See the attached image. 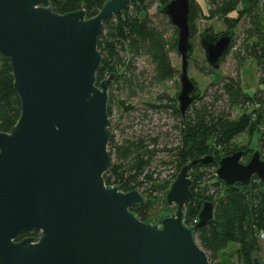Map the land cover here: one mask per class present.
Listing matches in <instances>:
<instances>
[{
  "label": "water",
  "instance_id": "1",
  "mask_svg": "<svg viewBox=\"0 0 264 264\" xmlns=\"http://www.w3.org/2000/svg\"><path fill=\"white\" fill-rule=\"evenodd\" d=\"M133 1L107 0L86 18L84 9L55 13L48 0H0V53L10 60L20 104L17 122L0 131V264H211L193 228L183 222L191 197L188 164L165 195L175 212L164 208L154 223L130 210L146 199L138 188L123 192L104 181L110 163L108 87L114 74L97 83V39L103 21ZM159 11L177 28V100L184 114L199 95L188 76L190 0H171ZM232 37L231 30L201 36L213 69ZM242 156V150L222 156L216 177L227 186L246 187L255 176L264 185L260 151L247 162ZM213 210V203L204 201L196 226L206 225ZM31 230L37 235L17 240Z\"/></svg>",
  "mask_w": 264,
  "mask_h": 264
},
{
  "label": "trees",
  "instance_id": "2",
  "mask_svg": "<svg viewBox=\"0 0 264 264\" xmlns=\"http://www.w3.org/2000/svg\"><path fill=\"white\" fill-rule=\"evenodd\" d=\"M107 0H48L53 12H66L84 9L86 18L95 16ZM171 0H134L131 8H126L103 21L101 32L97 39V48L101 60L96 71L97 83L114 74L108 87L107 112L111 119V105L125 110L132 109L126 100L119 98L115 93L124 87L130 94L141 89L138 82L131 80V66L138 55H146L153 65L152 80L164 83L178 75V70L172 65L169 53L175 52L176 34L167 40L164 29L153 25L147 14L148 7L157 2L159 8ZM196 0H190L189 27L192 29V20L198 11L204 13L207 19L222 20L227 31L236 32L241 21L245 22L242 29L241 45L233 52L243 64L247 59L252 60L259 72L258 88L255 92H243L238 81L229 78L222 86V94L226 95L229 107H241L242 112L236 118H230L225 109H214V102H202L195 105L199 95L188 106L184 114L179 111L178 93L170 101L175 105L148 104L153 108L172 109L177 118L178 136L176 144L169 148L172 161L180 171L188 164V176L191 179V197L183 207V222L193 228L198 244L205 250L211 264H233L230 262L235 255L237 262L252 264V255L260 249L258 232L264 230V185L253 177L248 186L225 185L219 180L215 171L217 161L225 155L242 150V160L247 162L253 151L249 142L264 122L263 115L258 111V105L264 108V1L263 0H206L205 10ZM210 30V29H208ZM207 33V32H205ZM204 34V33H203ZM202 34V35H203ZM233 46V37L230 46L221 61L230 53ZM216 79L219 73L210 65L204 66ZM203 68H199L204 71ZM129 70V71H128ZM125 72H128L129 77ZM14 78L10 60L0 53V131L8 132L20 116V104L17 93L13 88ZM116 85V90L113 86ZM115 91V92H114ZM217 94L214 100L219 99ZM158 99L169 98L159 95ZM113 121L109 128L108 152L110 163L104 174L106 185H119L120 190L128 192L138 188L146 197L145 201L130 207L132 213L141 221H151L150 214L154 199L152 194L163 192L162 204L168 206L165 195L173 180L163 181L155 172L145 171L155 150L150 149L143 138L133 140L123 138L117 140L113 133ZM246 135L248 142L237 145L234 139ZM260 145L264 147V134L260 138ZM212 156L213 160L207 164L197 161L200 158ZM260 156L264 159L263 150ZM194 161H196L194 163ZM243 162V161H242ZM178 174V173H177ZM213 203V217L201 227L196 226L197 215L204 201ZM34 235L37 232L34 231ZM235 245L234 252L229 254L225 249ZM233 252V253H232ZM234 254V255H233ZM222 257V258H221Z\"/></svg>",
  "mask_w": 264,
  "mask_h": 264
},
{
  "label": "rangeland",
  "instance_id": "3",
  "mask_svg": "<svg viewBox=\"0 0 264 264\" xmlns=\"http://www.w3.org/2000/svg\"><path fill=\"white\" fill-rule=\"evenodd\" d=\"M195 4H199L203 10L207 8L206 0H196ZM264 1V0H263ZM158 3H152L147 10V14L151 23L157 26L159 29H164V37L169 40L176 34L174 33L175 26L169 23L167 16L158 10ZM128 8H131L130 5ZM199 10V8H197ZM197 10L196 17L192 20L191 29V42L192 50L188 62V76L193 79L199 88L201 99L196 100L195 105L202 102H214V109H225L229 112L230 118H236L241 112V107H229L227 103L226 95L222 94V86L229 78H233L238 81L243 92L252 93L258 88L259 72L255 63L247 59L243 64L239 63L237 57H235V51L239 50L241 45L242 29L245 22L241 21L236 32L233 34V46L230 53L220 60L218 68L214 69L219 73V78L209 73L204 66H209L205 59L204 51L200 44V39L203 33L210 32L212 34H218L227 31L226 25L222 20L207 19L204 17V13ZM210 29V30H208ZM172 65L178 70V75L174 78L165 81L164 83L153 82V65L149 61L146 55H138L134 58L131 66V80L138 82L141 89L136 88L135 94H130L127 88L121 87L117 89L115 93L119 98L125 99L126 105L130 104L133 108L125 110L116 104L111 105L113 121V133L117 140L123 138L141 139L143 138L145 144L155 150L149 165L145 171L155 172L154 176H159L164 182L173 180L174 176L179 173V170L175 167L172 156L168 151L169 148L176 144L178 132L175 128L177 124V118L172 113V109L166 108H153L148 104L165 105L173 104L175 101H170V98L175 97V94L180 91L179 72L181 68L180 56L176 52L169 53ZM199 68H203L204 71ZM129 71V70H128ZM129 77L128 72H125ZM116 85L113 86V90H116ZM115 92V91H114ZM217 94H221L219 99L214 100ZM159 95L168 96L169 98L158 99ZM258 111L264 117V108L261 105L257 106ZM264 134V122L259 127V132L255 133L249 142V148L252 150H263L264 147L260 145V138ZM237 145H243L248 142L246 135L239 136L234 139ZM264 160V159H263ZM244 162V160H242ZM156 196L154 199L153 209L150 217H153L151 223L159 221V213L165 208L167 211L175 212V204L164 206L162 204L163 192H156L152 194ZM259 241V240H258ZM260 249L253 253L252 264H264V241H259ZM235 245H229L225 252L229 254L234 252ZM232 252V253H233ZM234 255V254H233ZM222 258V257H221ZM230 262L233 264H241L237 262L235 255L232 256Z\"/></svg>",
  "mask_w": 264,
  "mask_h": 264
},
{
  "label": "flooded vegetation",
  "instance_id": "4",
  "mask_svg": "<svg viewBox=\"0 0 264 264\" xmlns=\"http://www.w3.org/2000/svg\"><path fill=\"white\" fill-rule=\"evenodd\" d=\"M33 233H34L33 230H31V231H23V232L20 233L19 238L17 240L19 241V240H21L23 238H26V237L36 236Z\"/></svg>",
  "mask_w": 264,
  "mask_h": 264
},
{
  "label": "built area",
  "instance_id": "5",
  "mask_svg": "<svg viewBox=\"0 0 264 264\" xmlns=\"http://www.w3.org/2000/svg\"><path fill=\"white\" fill-rule=\"evenodd\" d=\"M110 119V118H109ZM110 126H111V119H110ZM110 128V127H109ZM113 186V185H112ZM258 240L261 242V241H264V230H260L258 232Z\"/></svg>",
  "mask_w": 264,
  "mask_h": 264
}]
</instances>
